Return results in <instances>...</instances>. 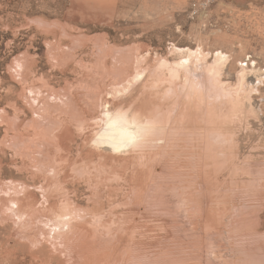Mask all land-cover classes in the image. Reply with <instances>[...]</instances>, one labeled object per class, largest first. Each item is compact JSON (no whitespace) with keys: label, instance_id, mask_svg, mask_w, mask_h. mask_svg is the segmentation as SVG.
I'll list each match as a JSON object with an SVG mask.
<instances>
[{"label":"rangeland","instance_id":"1","mask_svg":"<svg viewBox=\"0 0 264 264\" xmlns=\"http://www.w3.org/2000/svg\"><path fill=\"white\" fill-rule=\"evenodd\" d=\"M0 264H264V0H0Z\"/></svg>","mask_w":264,"mask_h":264},{"label":"bare ground","instance_id":"2","mask_svg":"<svg viewBox=\"0 0 264 264\" xmlns=\"http://www.w3.org/2000/svg\"><path fill=\"white\" fill-rule=\"evenodd\" d=\"M226 58L227 56L225 54H222L221 52L215 53L212 62H210L207 66V71L209 69L211 70V73H213L214 71L218 72ZM246 74L247 69L244 67H242L238 72L239 87L240 85L242 86V88L240 87L239 90H241L242 93L244 92L243 89L245 88L243 86L245 85ZM239 90H237L236 92H239ZM110 113H106L105 126L99 135V139L100 142L102 141L104 142V144L107 143L115 150L129 147L131 143L135 142L138 139L141 132L146 129L145 127H148L150 125H147V123H142L137 119L136 116L129 115L126 112L120 113L119 111L117 113L114 112V114Z\"/></svg>","mask_w":264,"mask_h":264}]
</instances>
